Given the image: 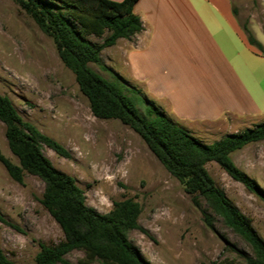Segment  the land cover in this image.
<instances>
[{
    "label": "rangeland",
    "instance_id": "rangeland-1",
    "mask_svg": "<svg viewBox=\"0 0 264 264\" xmlns=\"http://www.w3.org/2000/svg\"><path fill=\"white\" fill-rule=\"evenodd\" d=\"M233 5L240 28L247 35L251 32L264 46V0H233ZM106 35H89L88 39L101 44ZM120 43L122 38L104 47L102 64L90 62V66L130 96L145 114L144 97L150 98L126 75L122 66L126 45ZM234 47L252 72L264 70V61L258 62L261 57L237 38ZM0 93L11 98L24 120L69 150L71 156L64 157L47 145L43 148L57 169L76 179L87 205L107 213L115 201L133 198L139 202V223L149 234L133 229L129 238L153 264H215L227 258L243 262L233 246L251 253L249 244L209 208L203 197L195 200L185 190L134 129L119 119L93 114L89 99L75 73L62 61L54 39L15 0H0ZM193 120H186L183 126L206 144L253 127L233 116L214 123ZM5 132L0 120V149L19 163ZM231 157L264 188V139L235 150ZM207 169L264 240V200L217 162L207 163ZM44 188L45 183L29 173L23 183L14 180L0 162V214L7 220H0V248L16 264H36L40 243H57L64 238L60 225L41 202ZM205 212L211 215L210 221ZM83 255L73 250L66 257L80 264Z\"/></svg>",
    "mask_w": 264,
    "mask_h": 264
},
{
    "label": "trees",
    "instance_id": "trees-1",
    "mask_svg": "<svg viewBox=\"0 0 264 264\" xmlns=\"http://www.w3.org/2000/svg\"><path fill=\"white\" fill-rule=\"evenodd\" d=\"M15 1L54 39L62 61L75 73L81 91L89 99L93 114L98 118L119 119L134 129L185 190L195 200L203 197L209 208L251 247L248 253L233 246L243 262L227 258L215 264H264V240L207 169V163L217 162L234 180L264 200V188L231 157L235 150L264 139V120L242 132L228 134L214 144H206L147 97H144L145 114L140 113L130 96L92 69L90 62L102 64L104 47L115 45L121 38L132 39L143 30L141 18L134 11L138 0ZM106 33L101 44L88 39L89 35L102 37ZM248 41L264 51L251 32ZM0 120L5 124L9 147L19 163L5 156L1 149L0 162L20 183L26 173L38 176L45 183L41 202L64 234L57 243H40L36 264H74L66 257L73 250L84 254L80 264H153L129 238L133 229L149 234L139 223V202L133 198L115 201L107 213L87 205L86 195L76 179L57 169L43 148L47 145L64 157L71 156L69 150L24 120L11 98L1 93ZM210 217L205 212L207 221ZM0 220L7 221L2 214ZM0 264L16 263L0 248Z\"/></svg>",
    "mask_w": 264,
    "mask_h": 264
},
{
    "label": "crops",
    "instance_id": "crops-1",
    "mask_svg": "<svg viewBox=\"0 0 264 264\" xmlns=\"http://www.w3.org/2000/svg\"><path fill=\"white\" fill-rule=\"evenodd\" d=\"M134 11L143 30L122 38V66L173 119L183 125L233 116L253 126L264 120V70L252 72L235 39L258 62L264 55L240 28L233 0H138Z\"/></svg>",
    "mask_w": 264,
    "mask_h": 264
}]
</instances>
